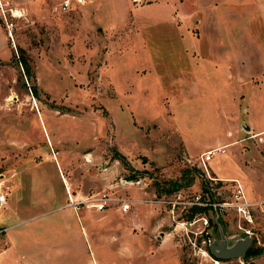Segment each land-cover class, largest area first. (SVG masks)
<instances>
[{"label": "rangeland", "instance_id": "rangeland-1", "mask_svg": "<svg viewBox=\"0 0 264 264\" xmlns=\"http://www.w3.org/2000/svg\"><path fill=\"white\" fill-rule=\"evenodd\" d=\"M60 1L0 0V173H14L0 219L15 194L72 192L75 175L84 195L131 200L107 207L122 215L125 264H264L261 27L248 49L234 34L223 80L197 25L167 18L173 0ZM219 230L252 237L242 256L207 252Z\"/></svg>", "mask_w": 264, "mask_h": 264}, {"label": "crops", "instance_id": "crops-1", "mask_svg": "<svg viewBox=\"0 0 264 264\" xmlns=\"http://www.w3.org/2000/svg\"><path fill=\"white\" fill-rule=\"evenodd\" d=\"M238 1L173 0L172 4L166 5L170 7L166 10V16L167 13L172 15V23L181 32L189 34V25H197L198 37L204 43L201 49L203 56L217 57L223 80L231 68L227 57L238 53L239 44L233 46L234 34L237 37L239 32L242 34L240 48L248 49L255 45L257 23L262 35L260 44L256 43L259 51H264V0H245V5H239ZM238 8H245L246 20L239 18ZM203 63L217 71V64L213 68L206 61ZM223 80L221 82L225 83ZM236 86L234 82L229 83L228 87ZM61 178L65 179L63 176ZM78 183V177L73 175L70 179L72 192H69L72 199L87 195H84L86 184ZM65 193L30 191L14 195L13 205L7 206L11 210L8 217L2 216L0 219V225L5 227L0 264H125L126 229L124 223L119 221L121 213L125 212L119 214L107 208L73 207L68 204ZM20 198L26 202L17 204ZM133 237L135 241L136 234ZM84 239L92 246L89 254L84 250ZM133 248H137L135 243ZM106 250L108 254L104 253ZM132 257L135 258L136 254Z\"/></svg>", "mask_w": 264, "mask_h": 264}, {"label": "built area", "instance_id": "built-area-1", "mask_svg": "<svg viewBox=\"0 0 264 264\" xmlns=\"http://www.w3.org/2000/svg\"><path fill=\"white\" fill-rule=\"evenodd\" d=\"M77 2H84L86 0H76ZM70 5V0H61L58 3V6L60 9L65 10L69 7ZM10 11V14H12L13 11H11L10 8H8ZM2 17L5 18V14L3 11H1ZM14 16V15H13ZM211 149H207L202 152L201 154V161L202 164L205 165V161H207L211 153L213 152ZM212 150V152H211ZM217 149H214V151ZM14 176V173H11L8 177H5L3 173H0V208L6 205L7 203V194H8V189H9V181L10 179ZM8 181V185H6V182ZM67 193V202L68 204L72 205L73 207H78L80 203H83L84 206L93 208L95 210H103L109 205H111L112 200H117V209L120 212H126L131 208V200L128 198H114L108 195L107 192H101L98 193L97 195H86L83 198L79 199H72L70 197V194L68 191ZM5 227L0 225V248L4 246V239H3V233H4Z\"/></svg>", "mask_w": 264, "mask_h": 264}, {"label": "water", "instance_id": "water-1", "mask_svg": "<svg viewBox=\"0 0 264 264\" xmlns=\"http://www.w3.org/2000/svg\"><path fill=\"white\" fill-rule=\"evenodd\" d=\"M248 128V126H246ZM251 236L245 234L242 237L236 238L232 243L227 245L226 237L219 230V239H212L208 241L207 252L215 258H229L242 256L248 247Z\"/></svg>", "mask_w": 264, "mask_h": 264}, {"label": "trees", "instance_id": "trees-1", "mask_svg": "<svg viewBox=\"0 0 264 264\" xmlns=\"http://www.w3.org/2000/svg\"><path fill=\"white\" fill-rule=\"evenodd\" d=\"M22 60H23V59H22ZM22 60H20V59H19V61H21V62H22ZM23 63H24V60H23ZM24 71H26V72H27L26 68H25V70H24ZM31 89H33V90H34V87H33V88L31 87ZM31 91H32V90H31ZM196 207H198V208H204V206H203V207H201V206H196ZM209 220H210V219H209Z\"/></svg>", "mask_w": 264, "mask_h": 264}, {"label": "bare ground", "instance_id": "bare-ground-1", "mask_svg": "<svg viewBox=\"0 0 264 264\" xmlns=\"http://www.w3.org/2000/svg\"><path fill=\"white\" fill-rule=\"evenodd\" d=\"M17 14V13H16ZM215 149H218V148H215ZM220 149V148H219ZM213 151H214V149H212ZM212 150H211V152H212Z\"/></svg>", "mask_w": 264, "mask_h": 264}, {"label": "flooded vegetation", "instance_id": "flooded-vegetation-1", "mask_svg": "<svg viewBox=\"0 0 264 264\" xmlns=\"http://www.w3.org/2000/svg\"><path fill=\"white\" fill-rule=\"evenodd\" d=\"M227 241V240H226ZM227 243V245H229L230 243H228V242H226ZM247 249V248H246Z\"/></svg>", "mask_w": 264, "mask_h": 264}]
</instances>
